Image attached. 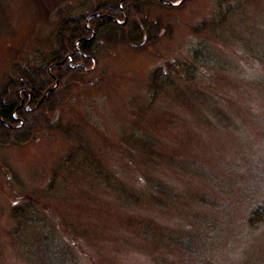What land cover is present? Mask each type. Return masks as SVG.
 <instances>
[{
	"label": "rangeland",
	"instance_id": "obj_1",
	"mask_svg": "<svg viewBox=\"0 0 264 264\" xmlns=\"http://www.w3.org/2000/svg\"><path fill=\"white\" fill-rule=\"evenodd\" d=\"M116 2L0 0V95L52 58L62 17ZM145 13L155 40L103 44L58 91L56 116L40 114L29 143L0 147V264H264V221H249L264 207V0ZM200 42L210 64L193 62ZM157 69L168 80L155 94ZM122 186L147 203L123 201Z\"/></svg>",
	"mask_w": 264,
	"mask_h": 264
},
{
	"label": "trees",
	"instance_id": "obj_2",
	"mask_svg": "<svg viewBox=\"0 0 264 264\" xmlns=\"http://www.w3.org/2000/svg\"><path fill=\"white\" fill-rule=\"evenodd\" d=\"M178 1L117 0L113 5L97 6L90 15L80 14L62 17L56 33L57 47L51 53L52 58L46 64L35 67L33 72L25 75L19 81L11 80L0 95V147L29 143L34 138L36 118L40 114L48 116L53 113L55 115L59 107L58 91L68 88L75 75L82 74L92 68L93 60L103 44L122 41L139 50L143 45L150 44L155 40L159 23L149 22L147 19L145 13L147 5L158 4L170 8L173 6H168L165 3ZM188 1L190 0H183L182 3ZM226 7H228L226 11L230 13H221L222 7H219L218 12H216V20L214 21L219 26L228 24L234 10V6ZM204 29H206L204 22L194 28L196 33H201ZM93 32L94 37L91 38ZM213 34L217 35L215 31ZM204 45V42H200L192 53L193 62L200 65L210 64V60L201 53ZM241 49L246 53L250 51V47L247 45ZM153 75V92L157 94L163 83L167 82L168 77L161 73V69L154 71ZM56 82L57 86L54 88ZM257 84H264V82L258 81ZM26 105L31 110H26ZM96 174L105 183H108L107 186L110 190H116L115 186L109 183L110 173L108 171L99 168ZM149 189L152 195L158 193L159 190L157 186H151ZM118 194L123 201L130 198L137 203L141 201L140 197L142 196L125 189L123 186L118 190ZM155 200L150 197L147 201L151 206L160 210L158 208L160 203ZM29 202L30 200L26 201V206L30 204ZM33 202L36 204L35 201ZM143 203L147 202L142 200L140 205ZM198 205H206L216 209V206L209 201ZM249 221L252 224L264 221L263 205L259 204L251 210ZM133 229L147 242L152 243L151 240H154L153 234L146 227L138 226ZM170 244L176 245L181 251L186 250L180 244L174 243V245L173 242Z\"/></svg>",
	"mask_w": 264,
	"mask_h": 264
},
{
	"label": "flooded vegetation",
	"instance_id": "obj_3",
	"mask_svg": "<svg viewBox=\"0 0 264 264\" xmlns=\"http://www.w3.org/2000/svg\"><path fill=\"white\" fill-rule=\"evenodd\" d=\"M94 37V32H93V34H92V37L91 38H93ZM27 107H29L28 105H26ZM28 110V109H27ZM29 110H31L30 108H29Z\"/></svg>",
	"mask_w": 264,
	"mask_h": 264
},
{
	"label": "water",
	"instance_id": "obj_4",
	"mask_svg": "<svg viewBox=\"0 0 264 264\" xmlns=\"http://www.w3.org/2000/svg\"><path fill=\"white\" fill-rule=\"evenodd\" d=\"M170 5H172V4H170Z\"/></svg>",
	"mask_w": 264,
	"mask_h": 264
}]
</instances>
